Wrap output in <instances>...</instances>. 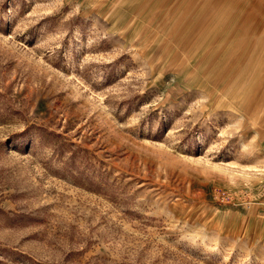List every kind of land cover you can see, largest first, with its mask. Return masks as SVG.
<instances>
[{"label": "rangeland", "instance_id": "rangeland-1", "mask_svg": "<svg viewBox=\"0 0 264 264\" xmlns=\"http://www.w3.org/2000/svg\"><path fill=\"white\" fill-rule=\"evenodd\" d=\"M0 264H264V0H0Z\"/></svg>", "mask_w": 264, "mask_h": 264}, {"label": "crops", "instance_id": "crops-1", "mask_svg": "<svg viewBox=\"0 0 264 264\" xmlns=\"http://www.w3.org/2000/svg\"><path fill=\"white\" fill-rule=\"evenodd\" d=\"M252 88H255V86H253Z\"/></svg>", "mask_w": 264, "mask_h": 264}]
</instances>
